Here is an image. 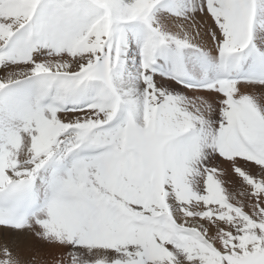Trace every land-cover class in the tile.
Segmentation results:
<instances>
[{
  "label": "snow or ice",
  "instance_id": "snow-or-ice-1",
  "mask_svg": "<svg viewBox=\"0 0 264 264\" xmlns=\"http://www.w3.org/2000/svg\"><path fill=\"white\" fill-rule=\"evenodd\" d=\"M0 69V264H264V0H0Z\"/></svg>",
  "mask_w": 264,
  "mask_h": 264
},
{
  "label": "rangeland",
  "instance_id": "rangeland-1",
  "mask_svg": "<svg viewBox=\"0 0 264 264\" xmlns=\"http://www.w3.org/2000/svg\"><path fill=\"white\" fill-rule=\"evenodd\" d=\"M156 16H157V19L159 22H161L162 24H164L168 27H171L175 23V20H169L167 18L166 13L158 12V13H156ZM127 57H128L127 63L129 64V66L127 68L129 70L134 68V62L136 65L139 64L140 58L138 55V49H137L135 39H133V38L129 39ZM9 70H15V69L10 68ZM3 71H4L3 69H0V74H3ZM255 86H258V85H255ZM179 88H180V85H176V89L179 90ZM250 90L254 91L255 89H250ZM257 90H260V89H257ZM209 159H210V161H212L214 163H219L218 158L210 157ZM26 234H28V235H26ZM18 236L19 237L14 236V239L17 242L16 244L14 243L15 240L13 238L11 240H9V242H7V243L13 249V251L15 253L19 254L21 256V258L25 261H27L28 259H30L34 255L48 256L51 252L54 251V247H56L55 245H50L47 242L42 241V240H40V243H38V244L33 242L31 239H33V238L37 239V238L28 229H26L25 233H23L22 235H18ZM27 236H31V239L30 238L27 239ZM13 243L15 245H13Z\"/></svg>",
  "mask_w": 264,
  "mask_h": 264
},
{
  "label": "bare ground",
  "instance_id": "bare-ground-1",
  "mask_svg": "<svg viewBox=\"0 0 264 264\" xmlns=\"http://www.w3.org/2000/svg\"><path fill=\"white\" fill-rule=\"evenodd\" d=\"M129 64L127 63L126 67H128ZM250 89H255L254 91H256L257 93H259L260 90H257V89H260L259 86H255V85H249V90ZM37 184H39V181H37ZM26 229L22 230V231H17V230H14V229H5V228H0V233H7L9 239L7 242H9V240H11L12 238L14 239V236H17L19 237L18 235H22L23 233H25ZM30 231V230H29ZM28 235V234H26ZM26 238V237H25ZM30 238L31 239V236H27V239ZM15 240V239H14ZM19 240V239H18ZM21 240V239H20ZM33 242L35 243H40V240H37L35 238L31 239ZM13 242V241H12ZM26 242V241H25ZM14 243L16 244V240L14 241ZM13 243V245H15ZM21 243V242H20ZM42 244V243H41ZM30 247V246H29ZM40 247V246H39ZM54 250H57V246L54 247Z\"/></svg>",
  "mask_w": 264,
  "mask_h": 264
}]
</instances>
